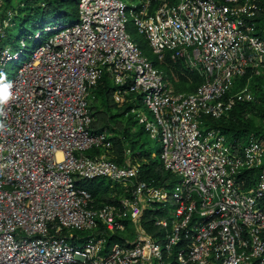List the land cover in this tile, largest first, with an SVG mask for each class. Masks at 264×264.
<instances>
[{
	"label": "built area",
	"instance_id": "1",
	"mask_svg": "<svg viewBox=\"0 0 264 264\" xmlns=\"http://www.w3.org/2000/svg\"><path fill=\"white\" fill-rule=\"evenodd\" d=\"M261 0H78L77 20L55 28L9 77L0 104V264H264V135L233 143L208 118L251 100L235 80L264 67ZM129 16L158 60L180 59L202 81L176 91L126 29ZM15 11L0 0V71L14 56ZM107 73L116 102L151 137L175 181L152 184L125 162L90 153L89 94ZM177 176V177H176ZM120 182L118 202L98 204L83 180ZM151 208L156 226L144 220ZM87 232V233H86ZM121 232V239L113 237ZM83 234H87L84 236Z\"/></svg>",
	"mask_w": 264,
	"mask_h": 264
},
{
	"label": "rangeland",
	"instance_id": "2",
	"mask_svg": "<svg viewBox=\"0 0 264 264\" xmlns=\"http://www.w3.org/2000/svg\"><path fill=\"white\" fill-rule=\"evenodd\" d=\"M23 1L24 0L10 1L9 6L12 7L15 11V17L17 13L23 14V8L31 4V2H29L27 5V3H24L25 1ZM125 1L129 5H137L140 3V0ZM59 4L60 3L52 7L46 13L39 15V17L32 18L29 22L25 23V28L21 29V34L22 36H24V41L27 44V48H25V51L23 52V60L17 61L16 59H12L8 61L5 68L0 71V74L5 73L9 77L13 76L16 73L17 68L21 65L22 61L30 57L32 53H30V50L36 44V41L26 35L38 32L43 28L44 25L54 24L57 21H71L75 17V15L72 14L60 16L58 9H61L62 7H60ZM68 11L69 13L71 12L69 9ZM20 18L21 17H16L15 20L19 22V20H21ZM126 29L130 33L133 40L140 46L143 53L148 55V57L153 60L155 55L153 54L146 37L144 36V34L138 31L134 21L129 16V14L126 22ZM44 34L47 36L50 35L48 31H45ZM9 44L11 45L12 51L19 49L21 47L20 36H15L9 42ZM158 67L165 74L166 80L168 81L169 85L176 91L192 90L198 84L199 79H194L192 77L182 78L174 69V67L168 62H159ZM244 87H247L252 92L253 98L246 101L248 102V104L244 107L243 111H241V109L236 110V117H238L242 122L245 123H248L249 120H253L256 125L264 126V67H262L259 71H255L253 74H251L244 84H241V82L238 81L233 83L230 91L232 94H234L236 91H239ZM93 89L94 87L91 89V93L89 94L95 118L93 127H100L103 121V115L107 117L108 123H106V125L108 128L106 131L108 133V142L99 148H94V152L92 153L99 154L104 152L107 154V156L113 159H117L119 162H125L127 149L130 148L132 160L134 162H141L139 158L134 156V152L140 149V144L142 142H146V147H151L157 152L160 151V138L151 137L144 130L143 132H140V130L142 129L141 124L135 121L136 118L134 117V114L131 112L130 108H128L126 103L115 102L112 98L106 100L105 98L99 97L97 92H94ZM105 101H107L108 104H106ZM140 108L141 110L145 111V113L151 120H154L152 111H150V109L146 107V105L142 104ZM229 113V116H233L234 114V112ZM102 124H104V122ZM114 137H116L115 140L113 139ZM121 138L123 140L122 142ZM98 180L102 181L101 178H98ZM121 185L122 184L120 182H114L112 180L109 181L108 178H105V180L103 181V186H110L111 188L108 187V190L106 189V191L102 192L99 197H96L97 202L99 204L106 202H118L121 199V196L125 193L123 190L124 187H121ZM111 199L114 200L110 201ZM157 211V216L170 219V217L163 211ZM119 234L121 235V232ZM83 235L86 236L87 234Z\"/></svg>",
	"mask_w": 264,
	"mask_h": 264
},
{
	"label": "trees",
	"instance_id": "3",
	"mask_svg": "<svg viewBox=\"0 0 264 264\" xmlns=\"http://www.w3.org/2000/svg\"><path fill=\"white\" fill-rule=\"evenodd\" d=\"M6 1L9 2V4H10L11 0H6ZM24 1L23 2L27 3V5L29 2H31V4L28 6H25L23 8V10H24L23 14L22 13L16 14V17H21L20 18L21 20H19V22H17V20H15V25L13 27V30L10 33V40H9V42H10L15 36L16 37L20 36L21 47L15 51H12L13 53H18L17 57L14 56L12 58V59H16L17 61L23 60L22 59L23 58V52L25 51V48H27V44L24 41V36H22V34H21L22 33L21 29L25 28V23L29 22L30 19L39 17V15L46 13L48 10H50L52 7L56 6L58 3H60L59 6L62 7L61 9L58 7L59 8L58 11H59L60 16L67 15V14L75 15V17L71 21H57L54 24L44 25L43 28L40 29L38 32L30 33V34L26 35L28 37L33 38L36 41V44L31 48L30 53L33 51V49H35L39 44H41L48 37L47 35L44 34L45 31H48V33H50V35H51L56 27H58L60 25L70 24V23H73L77 20L78 0H24ZM261 4H262L261 8H260L261 10L259 11L258 17H257V27L259 28L260 31L264 32V0H261ZM68 9L71 11L70 13H69ZM16 17L14 16V19ZM261 26H263V27H261ZM153 62L157 66H158L159 62L160 63L168 62L170 65H172L174 67V69L177 71V73L182 78L192 77L194 79H199L198 84L192 90H186V91L195 90L197 88V86L200 84V82L202 81L200 73L195 69H191V68L187 67L184 64V62H182L180 59H178L177 61L174 62L173 60H171L167 56L164 61H160L157 59L156 56H154ZM254 72L255 71L250 69L246 74L237 78L235 80V82L238 81V82H241V84H244L248 80L249 76L251 74H253ZM116 87L117 86L112 83L110 76L107 73H104L103 76L99 79L98 83L94 86L93 91L97 92L99 97H102V98H105L106 100H108L109 98L110 99L112 98V92ZM105 103L108 104L107 101H105ZM124 103L127 104L128 108H131L132 105H141L142 99H141V96H138V98L134 99L133 102L126 101ZM247 104H248V102L239 100L236 103V105L229 111V112H234L233 116H229L230 113H227V114H225L219 118H208L209 120L207 121V124L222 128V130L229 137V139L235 144H239V143L244 144L245 142L248 141V139L251 136L264 135V126L256 125L253 120H249L248 123H245V122H242L238 117H236V110L241 109V111H243L244 107ZM91 107H92V104H91ZM135 121L138 122L137 119H135ZM103 122H104V124H102ZM102 123H101L100 127H96L94 129L96 131L107 130L108 127H107L106 123H108V118L105 117L104 115H103ZM141 128L142 129L140 130V132H143V130L145 132H147L143 125H141ZM147 134H148V132H147ZM115 138L116 137H114L113 139L115 140ZM122 141L123 140L121 138V142ZM121 148H122V143H121ZM92 152H94L93 149L90 151V153H92ZM159 152H157L155 149H153L151 147H146V142H142L140 144V149H138L134 152V156L141 160V166H142L141 176L146 181H148L149 183H152V184H169L171 186L174 183L175 178H173V175L171 174V172L166 171L163 168L161 160L159 158ZM121 156H122V152H121ZM115 160H117V159H115ZM101 180L102 181H99L98 178L97 179L96 178L86 179V180L82 181V184L84 186L88 187L96 198V197H99L102 192L106 191V189L108 187H110V186H103V181L105 180V178H101ZM108 180L111 181L110 179H108ZM113 200L111 199L110 201H113ZM96 202H97V199H96ZM152 212H158L157 208L146 209V211H145L146 219L144 220L146 227L150 231H153V228L156 227L152 223V220H151V213ZM115 236L119 237L121 239L120 234L113 235V237H115Z\"/></svg>",
	"mask_w": 264,
	"mask_h": 264
},
{
	"label": "clouds",
	"instance_id": "4",
	"mask_svg": "<svg viewBox=\"0 0 264 264\" xmlns=\"http://www.w3.org/2000/svg\"><path fill=\"white\" fill-rule=\"evenodd\" d=\"M8 85L0 87V104H4L8 101L11 93L8 91Z\"/></svg>",
	"mask_w": 264,
	"mask_h": 264
}]
</instances>
